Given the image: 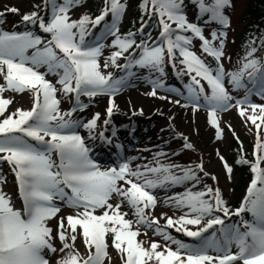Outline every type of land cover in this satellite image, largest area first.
Listing matches in <instances>:
<instances>
[{
	"label": "snow or ice",
	"instance_id": "snow-or-ice-1",
	"mask_svg": "<svg viewBox=\"0 0 264 264\" xmlns=\"http://www.w3.org/2000/svg\"><path fill=\"white\" fill-rule=\"evenodd\" d=\"M46 2L51 12L48 22L36 11L23 14L22 21L38 25L44 33L51 34L47 43L31 31H0V75L4 76L7 85V88L0 86V93L11 89L16 92L28 90L33 94L30 110L17 109L0 120V162L10 165L24 205L22 210L14 209L11 200L0 188V264H49L45 250L51 253L57 251L52 243L53 229L48 226V222L61 211L55 203L57 200L77 210L75 215L58 218L57 235L63 242L60 251H70L57 264H103L107 256L105 238L109 232L114 235L113 245L122 254L124 264H264V168L259 166L264 161V140L260 138L264 126V104H256L249 99L251 94L264 99V62L254 58L257 49L253 47L247 52L239 70L227 72L223 64L227 33L213 31L211 39L207 38L200 26L188 21L182 8L183 0H143L141 7L149 18L153 15L159 17L160 34L151 42H138L136 34L131 32L122 36L115 23L106 21L110 15L115 20L121 19L127 8L121 0H105V7L98 16L93 19L84 15L79 20H73L69 12L81 0ZM194 2L200 15L208 16V21L229 27V16L225 14V9L233 6L232 0ZM6 11L18 13L19 9L11 7ZM3 15L4 12H0V17ZM89 24L93 29L102 26L105 35L115 37L112 47L118 50L109 57L111 65L125 70L138 65L163 75L166 60L173 67L179 63L185 66V74L192 81L187 85L188 99L194 109L199 110V101L203 97L213 126L219 130L218 112L231 107H236L239 114L255 126L257 160L252 165L255 176L241 207L230 212L218 188L213 190L206 187L203 191L188 189L169 198L175 207L187 209L185 214L173 219L163 213L166 224L160 226L159 218L153 219L150 215V210L157 205L154 190L166 185H182L186 181L198 183L200 177L196 169L185 168L182 175H175L172 171L176 167L174 165L145 164L141 170V166L133 169L130 162L125 160L118 167L101 170L90 157V149L76 129L84 127L91 133L97 126L100 114H95L84 124L73 121L70 117L77 109L62 113L56 94L58 91L65 95L74 94L77 107L82 110L87 105L80 103V96L107 94L114 97L124 86L125 80L123 77L114 79L111 73H102L99 58L103 54L104 44L85 43L86 35L90 34ZM144 27L146 25L142 26L141 32ZM189 32L191 36L184 34ZM193 38L201 41L203 53L216 60L215 68L209 67L192 50ZM29 49H34L32 55L27 54ZM125 53L130 57L128 63L117 64ZM109 61H105V68L109 67ZM40 67H46L49 73L59 77L57 83L60 89L45 78L46 73H41ZM245 76L247 83L253 85L252 89H247ZM226 78L235 88L247 89L245 96L236 99L235 103H232L234 98L225 86ZM201 81L210 88V95L205 94V85ZM151 82L154 87H164L159 80ZM150 95L155 96L156 91L153 90ZM11 103V100L0 97V116L4 115ZM110 105L107 109L109 117L115 107L114 100L110 101ZM108 122L104 121L105 124ZM185 146L192 147L191 144ZM53 153L58 154V162L53 160ZM220 159L223 160V156ZM203 167V164L197 165L201 172ZM225 167L230 175L232 168L226 162ZM3 182L4 178L0 177V184ZM114 196L119 197L120 202L111 203ZM122 204L133 210L135 221L126 219L128 213L121 212ZM97 209H103L102 214L97 215ZM214 211L222 212L223 217H213ZM245 212L252 214L253 222L241 219L239 224H225V217H239ZM134 223L148 228L155 225L156 234L177 245V248L173 250L165 246L161 250V244L156 242L150 248L143 247L137 240L140 231L133 229ZM187 225L200 227L193 231ZM216 225L221 226L220 238L216 237L215 232L211 237L204 236ZM166 228L182 231L201 242L196 246L186 244L175 239ZM77 235L83 238L88 249L86 259L81 258L73 247ZM69 238L71 243L68 242ZM233 244L238 248L235 253L231 251ZM209 250L217 254L212 255Z\"/></svg>",
	"mask_w": 264,
	"mask_h": 264
},
{
	"label": "rangeland",
	"instance_id": "rangeland-1",
	"mask_svg": "<svg viewBox=\"0 0 264 264\" xmlns=\"http://www.w3.org/2000/svg\"><path fill=\"white\" fill-rule=\"evenodd\" d=\"M130 1L131 0H124L123 2L127 5V8L121 19H119V24H116L118 27H122L130 16ZM237 2L238 0H232V3L236 4ZM57 3L62 2H58L57 0ZM45 4L47 3L45 2ZM30 6V0H0V12H4V15L0 17L1 31L10 33L20 31L16 30L18 28L14 30V27L20 21L16 22L14 21V18H8L6 14L12 12H7L6 9L11 7L18 8L19 12L17 14H19V17L22 18L23 14H30L28 13ZM85 7V5H82L80 3L78 6L71 9L69 15L73 20H78V18L84 12ZM49 11L50 7L49 9L45 7L38 11L41 16L44 15L46 17V22H48L51 18V12L49 13ZM184 13L188 15L187 11H185ZM225 14L227 16L234 14L236 18V11L233 7L226 8ZM187 19L190 23H192L193 20L189 16H187ZM107 20H111L113 21V23L116 22L114 18ZM205 21H207L206 25L211 30H217V33H227V37L225 38L224 42L225 58L223 59V64L226 71L233 72L239 70L243 64L242 56H246L248 52L247 49L240 48L238 46V44L236 43V38L234 37L240 32L242 24L238 25L234 18H229V27L218 31L220 29H217V24L215 22L208 21V16H205ZM206 25L201 24V27L205 31V36L211 39V33L208 29L205 30ZM229 31L232 32V34L230 33L229 35ZM120 33H122V28H119V34ZM159 34V31L156 32V34L153 35L149 42L155 41ZM35 35L39 36L38 33H35ZM92 36L93 42L91 43L87 41V39L89 38L88 35L86 36V44L95 45L98 42L104 44V48L102 50L103 54L99 58L102 73L105 75L111 73L114 79H118L117 75L124 76L123 78L125 80V84L121 91L119 93H116L114 96L118 101L114 102L115 107L113 108V111H115L114 115L118 116L116 117L113 114L111 115V117L108 116L107 109L111 105L108 100L110 96L107 94H98L95 97L82 98V101L80 103L87 105V107L83 108L82 110L77 107L76 102H74L71 108L63 106L61 104L62 100L59 97L58 92L56 94V97L60 101L59 109L62 113L70 112L74 108L77 109L72 113V116L70 117V119L73 121H79L81 124H84L93 119L95 114H100L99 120L97 121V126L91 133H89L88 129L84 127H79L76 129V131L84 138L86 145L89 147L90 157L95 162H97L98 160H102L105 162H103L102 165H99L101 170H105L110 167H118L125 160L130 162V166L133 169H135L137 166H141V170H143L142 166L145 164H148L149 166H156L157 163H159V155H155V153L158 154L160 152L161 154H163V156L166 157L174 156L177 153V149L179 147L186 144H191V148H196V151L211 156V161L206 163V167L208 168L207 173L212 177L219 176L223 180V183H225L227 189L233 188V186L237 183V177L234 175L233 170L229 175L225 167V162L227 163V166L231 167L230 163L227 160L229 149L228 144L230 139L235 135L245 146H248L249 140H251L253 143L256 135V129L253 128L254 125H252L251 122L246 119V117H242L236 107H231L227 111L218 112V130L211 124L210 115L208 112L209 110L207 108L208 106L205 108L200 107L199 110L194 109V107L192 106V102L188 99L189 93L185 92L184 90H180V88H174L172 86V84L175 83V79L173 76H171L169 80L162 82L164 85V87L162 88L154 87L151 81H141L138 79V75L136 74L137 72L132 71L133 69L125 70L123 68H118L111 65L109 57L112 55V53L118 50L117 48L112 47V42L115 39L114 36L110 37V35H105V31L98 37L96 35ZM106 36H108L107 42H105L106 39H104V37ZM40 37L42 38V40L43 38H48L42 36ZM232 41H234V44ZM193 42L195 43L194 39ZM218 44L219 41L216 42V46H218ZM191 48L196 52L197 55L201 57V59L205 61V63L209 67H216V60L212 56L203 53L201 51V45L194 46L192 44ZM32 51L33 49H29L27 54L32 55ZM138 52L139 50L137 49V53ZM256 55H258V51L255 52L254 58H256ZM125 57H128V53H125L124 58H119L117 60V64L121 65V63L125 60ZM105 61H109V67L107 68L104 67ZM39 71L41 73H46L45 78L51 81L58 89L61 87L57 83L59 79L57 75L49 73L46 67H40ZM246 80L247 77L245 76V83L247 82ZM190 83L191 80L186 78V86ZM0 86H4L5 88H7L6 80L4 79L3 75H0ZM225 86L228 89L230 95L234 98L232 103H235L236 99H242L247 91V89L245 88H235L231 83L228 82L227 78L225 80ZM206 89L208 94L210 95V88L206 86ZM153 90L156 91L155 96L150 95ZM125 92L129 93L124 94ZM0 97L12 101V103L7 107L5 115L0 116V120L4 119L6 115L13 109L30 110L32 107L33 94L28 90H25L24 92H16L11 89H7L3 93H0ZM249 99L253 103L264 104V100L261 98L249 97ZM176 101H179V103H176ZM199 103H201V99ZM257 115H259V113H257ZM112 117L113 119L111 122L109 121V119ZM106 120L109 121L107 124L104 123V121ZM132 126H135V128H137L135 132L132 131ZM103 127H108V131L102 130ZM119 130H123L124 132V136L118 135L117 138L120 143V147L124 149L127 157L119 158V155L124 153H120L121 150H114L111 152V154L108 152L106 153V156H108V159H106L101 154L98 146L104 144V138H111L114 141V144H116L117 138L114 137V135L116 131L118 132ZM218 131H223V136H219L218 138ZM261 135L262 140H264V126H262L261 128ZM131 136H143V138L139 140V143H131L130 140H127L124 143L119 140L120 138H127ZM155 140L156 142H154ZM164 140H169L170 142L166 143L165 145L160 144ZM191 151L194 150H185L186 153ZM221 156H223V160L220 159ZM52 158L53 160L57 161L55 153L52 154ZM198 162H201V159L196 162L192 161V168H194ZM2 164L6 166H3ZM165 165L171 164L167 163ZM216 167H218V170L216 169ZM10 169V165L7 162H0V177L4 178V182L0 184V188H2L3 192L11 200L12 207L16 210H22L23 207L19 202L18 191L14 184V173ZM177 170L178 173L176 174L175 171V175L183 174L182 168H179ZM178 186L166 185L163 188H156L154 190V194L157 197V205L154 210H150V215L153 219L159 218L160 226H164L166 224V217L162 216L163 213H167L168 217L178 219L187 211V209L185 208H183V210H177V208H175L174 206V203L169 200L170 197L176 196L178 194H183L182 191H180L181 188H179ZM110 202L116 204L120 202V198L114 196ZM55 203L60 206L61 211L60 213H58L57 217L52 218L48 222V226L53 229L54 238L52 243L57 249L55 253H51L45 250L46 259H48L49 264H57V262L65 258L70 251L69 249H66L64 252L60 251V248L63 246V242L57 235L58 218L61 216L67 217L68 215H75L77 211L76 209L69 207L62 201L57 200L55 201ZM102 212L103 209H97L96 214L99 215L102 214ZM121 212L128 213L126 219H131L133 221L136 220L133 210L126 204L121 205ZM187 227L189 229L192 228L194 230H197V228L200 226L187 225ZM154 228L155 225L153 226V228H148L144 225H138L135 223L133 224V229H139L140 231V235L137 237V240L138 242L142 243L143 247L150 248L151 244L153 242H156L161 244V250L165 246H170L173 250L177 248V245L172 244L170 241H165L162 236L156 234ZM213 229L215 230L216 227H214ZM213 229L209 230L207 234L205 233L204 236L211 237V234L214 231ZM165 230L175 239H178L186 244L196 246L195 244H190L182 238L184 237V233L182 231L177 232L174 228H166ZM105 239L107 243V256L103 259V264H122V254L113 245L114 235L109 232L106 235ZM68 242L71 243L70 238ZM73 247L80 253L81 258H87L89 254L88 249L86 248L83 242V238L80 235H77V239ZM209 252L211 254L212 250H209ZM237 263L240 264V262ZM150 264H152V262H150Z\"/></svg>",
	"mask_w": 264,
	"mask_h": 264
},
{
	"label": "trees",
	"instance_id": "trees-1",
	"mask_svg": "<svg viewBox=\"0 0 264 264\" xmlns=\"http://www.w3.org/2000/svg\"><path fill=\"white\" fill-rule=\"evenodd\" d=\"M31 6L28 13H32L34 11H38L41 9L43 0H30ZM82 5H85L84 12L79 17V19L84 16L88 15L93 18L96 14H98L103 6L105 5V0H81L80 2ZM143 4V0H131L130 1V8L131 13L130 17L126 21L124 27L122 28V34L128 33H135L141 24V22L146 18L148 14H146L141 5ZM39 6V7H37ZM183 6L188 9L196 10V3L193 0H183ZM235 11H236V20L237 24H242V28L236 36V43L240 48H245L248 51L251 48L255 47L256 49L263 44V34H264V0H238L235 4ZM6 16L8 18H14V21L21 20L17 13H7ZM78 19V20H79ZM219 25L218 23H216ZM90 24L87 26L89 28ZM156 27H159L158 22H156ZM219 26H217L218 28ZM157 29V28H156ZM155 29V30H156ZM135 39L138 40L137 36L135 35ZM234 44V41H232ZM242 62H244V57L242 56ZM261 60V57L259 58ZM164 73L163 75L154 69L149 68H137V74L139 75L138 78L142 80H163L167 78L171 72L167 69V60L164 64ZM60 97L62 99V103L65 107L69 108L72 107L74 99L72 94L65 95L62 91H60ZM16 109H13L6 115H10L11 113L16 112ZM241 146L238 141L234 138L230 141V150L228 153V158L230 163L234 168V173L236 174L238 181L233 189H227L223 180L219 178L215 181L211 177H205L204 174L196 169L197 175L200 177L199 182L187 181L182 187V193L186 190L191 189L192 191H203L206 187H210L213 190L219 189L221 193L222 199L225 201L227 207L230 211L234 210L239 204L241 203L243 196L245 194V188L248 185V182L253 178L252 176L254 173L252 172V165L248 163L246 158L243 156ZM247 156L252 158L251 155V146L247 150ZM159 155V164H171V165H180V166H190L191 162L199 161L200 159H205L207 162L211 159L208 154L202 155L198 151H191L186 153L185 151L181 154H178L175 158L172 157H164L161 153ZM246 161V162H244ZM173 171V169H172ZM195 184V186H193ZM177 208V207H176ZM177 210H183V208H177ZM212 216H223L220 212L214 211ZM211 218V217H206ZM245 218L251 220L253 217L246 213ZM237 221L236 217H232L231 224H234Z\"/></svg>",
	"mask_w": 264,
	"mask_h": 264
},
{
	"label": "bare ground",
	"instance_id": "bare-ground-1",
	"mask_svg": "<svg viewBox=\"0 0 264 264\" xmlns=\"http://www.w3.org/2000/svg\"><path fill=\"white\" fill-rule=\"evenodd\" d=\"M36 26H38V25H36ZM127 93H129V92H125L124 94H127ZM160 97H163V96H160ZM155 99V98H154ZM109 102L110 101H113L114 100V102H117L118 100L115 98V97H109ZM152 100V99H151ZM112 114L114 115L115 114V111H113L112 112ZM163 114V113H162ZM114 116H118V115H114ZM112 119H113V117L112 118H110L109 119V121H111L112 122ZM158 122V121H157ZM108 127H103L102 128V130H105V131H108ZM163 130V129H162ZM164 131V130H163ZM162 131V132H163ZM147 134V133H146ZM118 135H122V136H124V132H123V130L121 131V130H119L117 133H116V138L118 137ZM141 138H143V136H135V137H133V136H131V137H127V138H120L119 140L120 141H122V142H124L125 143V141H127V140H130V142L131 143H139V140L141 139ZM105 139V141H104V144L103 145H100V146H98V149L100 150V152H101V154L104 156V158H106V159H108V156H106V153L108 152V153H110L111 154V152L112 151H114V150H117L113 145H111V143H109L106 139L107 138H104ZM118 139V138H117ZM154 142H156V140L154 141ZM168 142H170L169 140H164L163 142H161L160 144H163V145H165L166 143H168ZM119 148H121V147H118V150H119ZM121 151H120V153H124V154H121V155H119V158H123V157H125L126 156V153H125V151H124V149H120ZM103 162L104 161H102V160H98V165H102L103 164ZM105 163V162H104ZM110 163V162H109ZM216 169L218 170V167H216Z\"/></svg>",
	"mask_w": 264,
	"mask_h": 264
}]
</instances>
